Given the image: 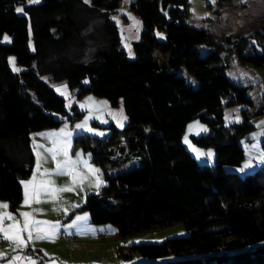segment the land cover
I'll return each mask as SVG.
<instances>
[{"label":"trees","instance_id":"1","mask_svg":"<svg viewBox=\"0 0 264 264\" xmlns=\"http://www.w3.org/2000/svg\"><path fill=\"white\" fill-rule=\"evenodd\" d=\"M120 1L0 0V201L12 212L22 201L21 182L34 166L30 134L81 116L75 108L69 113L51 85L66 82L78 98L93 94L112 107L123 100L122 132L111 124L108 139L78 137L95 165L112 164L110 147L122 134L141 159L137 168L106 174L99 195L87 198L80 211L93 225L111 224L127 237L182 223L185 237L132 246L148 259L174 257L150 264H264V165L247 174L225 170L244 160L253 102L250 88L230 80L220 57L229 49L241 64L264 68V27L225 47L189 24L187 0H132L129 10L142 31L131 59L109 19ZM90 18L103 20L100 34L84 33ZM12 55L20 71L9 63ZM234 106L242 107L243 122L225 127L224 109ZM257 114L264 115V106ZM193 120L208 128L193 142L214 149L213 166H199L180 143Z\"/></svg>","mask_w":264,"mask_h":264},{"label":"rangeland","instance_id":"2","mask_svg":"<svg viewBox=\"0 0 264 264\" xmlns=\"http://www.w3.org/2000/svg\"><path fill=\"white\" fill-rule=\"evenodd\" d=\"M131 2L132 0H121L118 11L116 14L111 15L109 19L117 29L120 42L127 56L134 59L136 53L132 44L140 40L142 24L139 18L129 10ZM37 3L39 2L28 0L27 5ZM187 7L189 24L195 28H207L212 38L225 47H232L238 41V38L249 37L264 27V0H232L223 5L218 4V0H214V2L213 0H187ZM18 13L25 14L24 10ZM87 22L84 33L96 31L97 34H100L103 25L101 18H90ZM245 46L246 52L252 51L249 42ZM203 52L205 53L206 49H203ZM154 54L157 55V52ZM220 57L221 65L230 79L250 88L249 97L253 102L250 109V123L254 126V129L241 142L244 149V160L241 165L225 169L227 172L247 174L264 165L262 164L264 160L261 159V156L264 155V146L262 145L264 140V115L257 114L264 106V68L241 64L236 55L229 49L222 51ZM13 58L14 63L11 62ZM9 63L14 70L20 71V68L15 65L13 55L9 56ZM180 74L187 79V83L192 85L193 88L198 86L185 71H181ZM45 80L47 81V78ZM51 85L54 91L66 100L69 113L75 108L81 116L73 122L65 119L58 128L45 129L30 134V144L34 155L33 171L29 178L23 180V183L21 182L22 201L16 207V213H12L13 219H11L9 225L18 223V226L23 228V213L30 214V220L36 218V221L44 222L40 225L41 228L55 225V238L61 239V234L64 233L75 239L73 246L76 247H74L73 259L78 264H150L172 261L174 258L172 256L163 259H148L135 251L132 252V246L159 245L170 239L185 237L187 231L182 223H176L154 231L120 237L113 225H93L89 213L80 211L90 195H99L105 185L106 174L113 176L137 168L141 164L140 157L134 150L129 148L127 137L123 134L120 136L119 144L110 147L109 157L112 164L104 168L95 165L92 161V152L85 150L77 141L78 137L83 135L100 140L108 139L112 135V129L109 127L111 124L122 132L128 122L123 100L120 99L118 105L112 107L107 100L95 97L93 94H86L78 98L77 89H70L66 82L52 83ZM89 97L92 98V102H89ZM241 109L240 106L225 108L223 125L228 127L243 122ZM121 112L123 118L119 115ZM86 119L87 125L85 127H76ZM190 126L193 127L190 129ZM202 129H206V131ZM62 130L64 131L62 132ZM208 132V128L204 123L193 120L187 124L180 140V143L197 161L199 166H213L215 163L213 148H203L193 142V138L201 137L208 134ZM51 133L57 135L49 136L48 134ZM68 133L70 135H67ZM50 149L56 151L55 158L48 151ZM65 151L67 157L64 155ZM209 152L212 153L211 156L207 155ZM68 158L77 161V163L71 166L70 170L65 168L62 174H58L56 172L57 164L62 165L65 159ZM38 161L39 169L37 167ZM249 162L251 166L241 172L240 169L244 168L245 163ZM92 169H98L99 172H93ZM74 178L75 184H73ZM98 180L100 181L99 186H97ZM30 181L32 183L29 184L27 190L29 193L28 203H25L26 189L24 184ZM66 186L72 187L74 190L53 191V189ZM1 203L8 205L5 201H0ZM7 209L9 211V205ZM3 214L0 209V215ZM85 214H87L86 220L77 221L78 216H84ZM3 221L5 222L6 218ZM69 230L76 233H69ZM34 232L36 231L32 230V233ZM67 243L69 242L62 241L59 245L48 244L46 250L52 254L59 253L62 263L70 264V258L66 262Z\"/></svg>","mask_w":264,"mask_h":264},{"label":"snow or ice","instance_id":"3","mask_svg":"<svg viewBox=\"0 0 264 264\" xmlns=\"http://www.w3.org/2000/svg\"><path fill=\"white\" fill-rule=\"evenodd\" d=\"M30 2H39V0H30ZM213 2H214V0H213ZM17 12H23V8H18ZM8 39L9 38L6 36L5 40H8ZM11 62L14 63V58L11 60ZM85 82H87V81H85ZM88 100H89V102H92V98L91 97H89ZM119 115L122 117V112ZM86 125H87V119L82 124H79L76 127L77 128H83ZM191 127H193V126H190V129H191ZM89 130H91V129H89ZM202 130L206 131V129H202ZM63 131L64 130H62V132ZM41 135H44V134H41ZM48 135L52 136V135H57V134L51 133V134H48ZM67 135H70V133H68ZM185 140L187 142V137L185 138ZM48 151H50L52 153V155H53V158H55L56 151L52 150V149H50ZM194 151H195V149H194ZM64 155L67 157V152L66 151L64 152ZM77 155L79 156V154H77ZM207 155L211 156L212 153L209 152V153H207ZM261 159L264 160V155L261 156ZM76 163H77V161H73L70 158L65 159V161L63 162L62 165L59 164V163L57 164L56 172L58 174H62L63 173V169L67 168V169L70 170L71 166L75 165ZM250 166H251L250 162L249 163H245L244 168H241L240 171L243 172L245 168H249ZM37 167L39 169V161H38ZM92 171L96 172V173L99 172L98 169H92ZM30 183H32V182L30 181V182L24 184V187L26 189V191H25V197H26L25 198V203H28V195H29V193H28L27 190H28V187H29ZM47 183H51V182H47ZM99 183H100V181L98 180L97 186H99ZM73 184H75V178L73 180ZM73 190H74V188L67 187V186L63 187V188H60V189H53V191H56V192L73 191ZM0 207L6 209L8 207V205L7 204H0ZM22 215L24 216L23 228H20L18 226V223H14V224L9 225L7 227L0 226V234L3 235V238L7 239V240H10V241H13L16 244L17 248H22V247L26 246L25 241L22 239V237L20 235L21 232H23V231H28V233H29V237L28 238L29 239L32 238V230L36 231L38 239L54 238L55 237V234H56V231H55L56 230V226L55 225H51L48 228H41L40 225L43 224L44 222L30 220L29 219V215L30 214H28V213H23ZM5 218L6 219H13V217L10 214L4 213L3 215H0V225L3 224V220ZM76 219H77V221L86 220L87 219V214H85L84 216H78ZM41 233H44V235H41ZM15 259L16 260H20V257L17 256ZM33 264H34V262H33Z\"/></svg>","mask_w":264,"mask_h":264},{"label":"crops","instance_id":"4","mask_svg":"<svg viewBox=\"0 0 264 264\" xmlns=\"http://www.w3.org/2000/svg\"><path fill=\"white\" fill-rule=\"evenodd\" d=\"M236 84H239V83H236ZM262 164H264V162H262ZM1 204H4V203H1ZM0 209L2 210V213H7V214H10L11 216H12V213H14L10 209L8 211L7 208L5 209V208L0 207ZM35 219L36 218H34V221H36ZM10 222H11V219H6V221L5 222L3 221V224L0 226L7 227ZM68 232L72 234L76 233L75 231H72V230H69ZM20 235L22 239L25 241L26 246L22 248H17L16 244L13 241L5 239L6 243L3 246H0V264H33V262L34 264H37V261L34 259V256L40 257L43 260L44 264H63L59 257L60 254L50 253L49 251L46 250V246L48 244H53V245L58 244L59 245L64 240L55 238V237L38 239L36 232L32 233L31 239L28 238L29 233L26 231H23V233H21ZM41 235H44V233H41ZM72 236L75 237L74 235ZM74 241L75 239H72L69 243L66 244L67 246L64 244L67 247V251H68L66 262H68L70 258V264H78V263H75L73 259L74 254H75L74 247H76V246H73L75 244L73 243ZM17 256L20 257V260L15 259Z\"/></svg>","mask_w":264,"mask_h":264},{"label":"built area","instance_id":"5","mask_svg":"<svg viewBox=\"0 0 264 264\" xmlns=\"http://www.w3.org/2000/svg\"><path fill=\"white\" fill-rule=\"evenodd\" d=\"M61 239L67 242H70L72 240L71 237L65 235V234H61ZM6 240L3 238V235L0 234V246H3L6 242ZM34 259L37 261V264H44L43 260L38 257V256H34Z\"/></svg>","mask_w":264,"mask_h":264}]
</instances>
